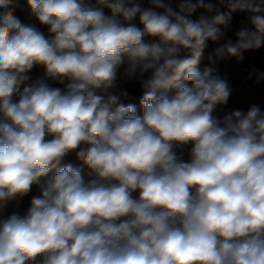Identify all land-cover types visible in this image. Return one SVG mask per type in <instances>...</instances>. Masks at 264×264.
Instances as JSON below:
<instances>
[{"label":"clouds","instance_id":"obj_1","mask_svg":"<svg viewBox=\"0 0 264 264\" xmlns=\"http://www.w3.org/2000/svg\"><path fill=\"white\" fill-rule=\"evenodd\" d=\"M262 48L264 0H0V264H264V111L218 70Z\"/></svg>","mask_w":264,"mask_h":264},{"label":"trees","instance_id":"obj_2","mask_svg":"<svg viewBox=\"0 0 264 264\" xmlns=\"http://www.w3.org/2000/svg\"><path fill=\"white\" fill-rule=\"evenodd\" d=\"M252 66L264 71V48L246 53L245 60L239 64L233 61L230 64H220L218 66L219 73L229 81L233 89L227 109L240 108L247 110L251 103H261V110L264 111V81L257 84L254 83L255 77L252 79L246 78L248 70ZM130 90L134 96L139 95L138 88L132 87ZM219 115H223V112H220ZM78 163L77 161L74 164ZM26 204L27 201H25V206Z\"/></svg>","mask_w":264,"mask_h":264},{"label":"water","instance_id":"obj_3","mask_svg":"<svg viewBox=\"0 0 264 264\" xmlns=\"http://www.w3.org/2000/svg\"><path fill=\"white\" fill-rule=\"evenodd\" d=\"M71 162L76 163L77 161H75L74 158H71Z\"/></svg>","mask_w":264,"mask_h":264},{"label":"built area","instance_id":"obj_4","mask_svg":"<svg viewBox=\"0 0 264 264\" xmlns=\"http://www.w3.org/2000/svg\"><path fill=\"white\" fill-rule=\"evenodd\" d=\"M229 103H230V101H229ZM251 104H253V103H251ZM251 104H250V105H251ZM258 105H259L260 107L262 106V104H261V103H260V104H258Z\"/></svg>","mask_w":264,"mask_h":264}]
</instances>
